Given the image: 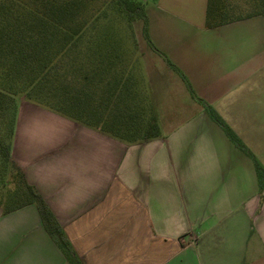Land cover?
<instances>
[{"label":"crops","instance_id":"0c3cea01","mask_svg":"<svg viewBox=\"0 0 264 264\" xmlns=\"http://www.w3.org/2000/svg\"><path fill=\"white\" fill-rule=\"evenodd\" d=\"M205 10L144 4L156 50L136 37L158 137L124 143L17 98L11 155L81 264H264V16L206 28ZM0 264L73 262L32 203L0 207Z\"/></svg>","mask_w":264,"mask_h":264},{"label":"trees","instance_id":"16d2710c","mask_svg":"<svg viewBox=\"0 0 264 264\" xmlns=\"http://www.w3.org/2000/svg\"><path fill=\"white\" fill-rule=\"evenodd\" d=\"M255 15L264 16V0H206L204 25ZM139 19L151 45L142 0H0V207L8 212L35 204L45 230L73 264L81 262L61 226L11 155L17 98L124 143L158 137V117L133 32L132 22ZM160 54L194 96L182 72ZM199 101L245 150L215 110ZM256 171L262 185L264 169L257 164Z\"/></svg>","mask_w":264,"mask_h":264},{"label":"rangeland","instance_id":"374dc122","mask_svg":"<svg viewBox=\"0 0 264 264\" xmlns=\"http://www.w3.org/2000/svg\"><path fill=\"white\" fill-rule=\"evenodd\" d=\"M142 1L144 2V4L147 3V0H142ZM132 25H133V32L135 34V37L136 36L138 37L139 41L141 42V45L146 44L147 41L143 35L144 34V32H143V21L141 19L133 21ZM137 37H136V40H137ZM137 46H138V43H137ZM138 49H139V46H138ZM59 115H61V114H59Z\"/></svg>","mask_w":264,"mask_h":264}]
</instances>
